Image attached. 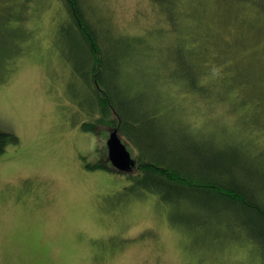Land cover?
Returning a JSON list of instances; mask_svg holds the SVG:
<instances>
[{
	"label": "rangeland",
	"instance_id": "1",
	"mask_svg": "<svg viewBox=\"0 0 264 264\" xmlns=\"http://www.w3.org/2000/svg\"><path fill=\"white\" fill-rule=\"evenodd\" d=\"M84 1L100 30L146 38L122 61V78L131 95L140 92L135 102L148 101L166 116L168 124L159 118L162 124L156 125L172 138L167 135V142L191 140L188 131L173 126L181 122L193 132L215 130L211 138L196 137L210 148L245 142L254 151L250 159L255 152L264 155V119L251 118L254 112L264 115L242 97L248 84L224 85L229 69L255 73L263 90L253 99L262 98L264 107L259 9L179 0L173 17L180 30L172 32L164 30L169 25L150 0ZM65 15L60 0H0V130L19 138L0 156V264H264V248L241 228L229 229L195 211L188 217L155 193L137 190L125 172L91 167L108 156L114 129H81L89 116L72 98L78 78L57 37ZM172 44L183 45L201 65V81L212 94L192 92L175 75ZM198 78L196 71L194 82ZM118 133L135 159L131 143Z\"/></svg>",
	"mask_w": 264,
	"mask_h": 264
},
{
	"label": "trees",
	"instance_id": "2",
	"mask_svg": "<svg viewBox=\"0 0 264 264\" xmlns=\"http://www.w3.org/2000/svg\"><path fill=\"white\" fill-rule=\"evenodd\" d=\"M60 1L66 15L64 20L61 16L58 22L57 37L64 46L61 50L64 60L70 64L72 73L78 78V83L73 84L70 93L74 100L79 101L76 102L79 103V110L89 116V120L80 124L81 129L96 133L104 127L117 129L131 143L136 153L133 167L136 172L133 169L123 172L134 183L133 185H137L135 187L137 190L155 193L162 204H172L178 208L177 212L180 210L188 214V211H195L203 217H212L217 223L222 221L223 226L229 229L241 228L244 235L251 241H257L264 248V171L259 169L261 164H264V155L255 152L257 155L251 156L253 160L250 159L249 153L253 150L249 149L245 142L235 144L228 141L219 148H210V145L196 137L200 139L210 137L215 130L210 131L207 128L201 133L193 132L186 129L181 122L173 126H180L182 131H188L191 140L167 142L168 134L165 129L156 125V122L162 124V121L168 124L166 116L153 110L148 101L135 102V94L138 96L140 92L131 95L122 78V61L129 56L130 51L144 45L146 38L125 34L112 35L111 30L107 28L104 31L100 30L101 22L92 19L84 0ZM150 1L158 7L169 25L164 30L179 32L177 18L173 17L179 0ZM223 1L250 3L259 9L264 17V0ZM30 5L27 3L28 8ZM157 30L158 33H164L159 32L161 28ZM165 35L169 36L170 33L166 32ZM172 45L175 48L173 52L176 62L175 75L192 92L212 94L209 91L212 89L201 81V65L193 63L192 55L185 51L183 45L182 47L179 44ZM192 53L197 54L195 51ZM196 71L199 75L197 83L194 82L197 81ZM241 71H244L241 67L229 69L228 72L232 74H225L228 81L224 85L235 81L247 83L248 86H243L246 91L242 97L247 102L252 101L258 105L261 110L257 111L258 115H264V107H261L263 99L259 96L255 98L256 100L253 99L254 93H262L263 90L262 86L258 85L261 84L259 76L255 73L250 75L247 71L242 75ZM256 83L258 90L254 88ZM144 96L149 99L148 93ZM253 117L255 120L264 119L257 116L256 112L252 113L251 118ZM243 121V124H250L249 118H243ZM18 141L19 138L14 133L0 130V156L9 144ZM254 157L260 160L257 161ZM91 167H103L120 172L111 163L107 154L102 155V158ZM235 172L241 173V178Z\"/></svg>",
	"mask_w": 264,
	"mask_h": 264
},
{
	"label": "water",
	"instance_id": "3",
	"mask_svg": "<svg viewBox=\"0 0 264 264\" xmlns=\"http://www.w3.org/2000/svg\"><path fill=\"white\" fill-rule=\"evenodd\" d=\"M107 146L108 158L118 170L128 172L133 169L135 159L132 158L130 150L119 136L117 129L110 132L107 139Z\"/></svg>",
	"mask_w": 264,
	"mask_h": 264
}]
</instances>
